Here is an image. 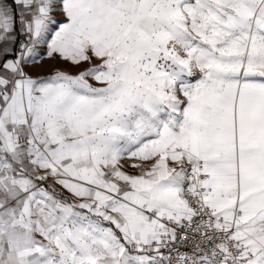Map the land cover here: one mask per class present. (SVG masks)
I'll return each instance as SVG.
<instances>
[{
  "label": "snow or ice",
  "instance_id": "snow-or-ice-1",
  "mask_svg": "<svg viewBox=\"0 0 264 264\" xmlns=\"http://www.w3.org/2000/svg\"><path fill=\"white\" fill-rule=\"evenodd\" d=\"M0 264H264V0H0Z\"/></svg>",
  "mask_w": 264,
  "mask_h": 264
},
{
  "label": "crops",
  "instance_id": "crops-1",
  "mask_svg": "<svg viewBox=\"0 0 264 264\" xmlns=\"http://www.w3.org/2000/svg\"><path fill=\"white\" fill-rule=\"evenodd\" d=\"M58 66L59 67H67L70 72H75L76 71V69L71 68L70 66H67V65H58ZM49 67H51V64L50 63H46L45 69H43V70H39V69L38 70H34L33 74L34 75H36V74H42V72L43 71H46Z\"/></svg>",
  "mask_w": 264,
  "mask_h": 264
},
{
  "label": "rangeland",
  "instance_id": "rangeland-1",
  "mask_svg": "<svg viewBox=\"0 0 264 264\" xmlns=\"http://www.w3.org/2000/svg\"><path fill=\"white\" fill-rule=\"evenodd\" d=\"M46 63H50V62H46Z\"/></svg>",
  "mask_w": 264,
  "mask_h": 264
}]
</instances>
